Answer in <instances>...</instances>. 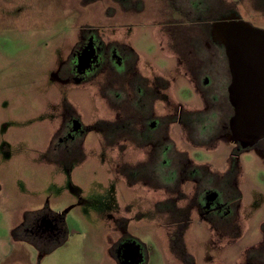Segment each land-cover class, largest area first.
I'll use <instances>...</instances> for the list:
<instances>
[{
    "label": "rangeland",
    "instance_id": "obj_1",
    "mask_svg": "<svg viewBox=\"0 0 264 264\" xmlns=\"http://www.w3.org/2000/svg\"><path fill=\"white\" fill-rule=\"evenodd\" d=\"M123 5L0 0V246L14 237V251L0 264H121V246L133 238L143 246V264H250L241 258L246 250L264 255V141L245 150L231 145L227 134L212 143L209 132L202 136L200 128L187 132L173 123L171 141L160 146L161 153L167 146L171 152L151 161L153 146L133 138L132 102L124 101L119 84L106 83L103 66L83 81L55 75L83 38L118 40L154 78V116L181 107L204 110L202 95L209 101L230 82L225 51L212 42L208 26L233 9L264 25V0H140L137 10L122 12L131 6ZM200 42L204 61L196 62V50L190 51ZM224 98L232 114L227 93ZM69 113L83 130L59 142L73 126ZM210 121L217 125L216 118ZM181 152L218 174L238 155L234 214L204 216L205 209L190 205L195 192L224 186L218 178L217 186L210 184V172L201 173L200 187L195 178L187 180ZM43 214L62 227L53 243L29 230Z\"/></svg>",
    "mask_w": 264,
    "mask_h": 264
},
{
    "label": "flooded vegetation",
    "instance_id": "obj_2",
    "mask_svg": "<svg viewBox=\"0 0 264 264\" xmlns=\"http://www.w3.org/2000/svg\"><path fill=\"white\" fill-rule=\"evenodd\" d=\"M120 5H123V1H127L130 3V7L123 8L125 10H137L136 4L140 2V0H115ZM122 1V2H121ZM166 2L174 1V0H165ZM178 1V0H175ZM124 6V5H123ZM125 7V6H124ZM181 16H185L184 12L182 13L181 9L177 10ZM262 12V11H261ZM173 11L172 14L173 15ZM219 20H228V21H245L250 23L252 26L264 29V25H259L256 21L254 23L250 22L249 20L245 19L236 9L230 10L225 14H221V16L215 20H213L210 25L208 26V31L213 38V43L222 48L225 51L224 46L220 42V40H216V34L214 35L213 32V23ZM205 26L202 25L200 28L201 32H204ZM176 30V28H175ZM199 30V31H200ZM201 35V34H200ZM200 39H202V36ZM191 42H182L179 44H190ZM178 44V43H174ZM186 46V45H185ZM193 50H196L194 55L193 61H204V55H201V51L204 50V45L202 42L193 44L191 47L190 53H193ZM219 54L218 51L213 54L211 58L216 60ZM226 54V53H225ZM227 57V56H226ZM212 59V60H213ZM179 60L183 62V58L180 56ZM228 60V59H227ZM66 65L62 64L59 67L58 73L55 75L60 80V75L65 76L62 77L64 80L75 79L78 81L87 80V78L96 70L103 66V71L105 74L106 83H116L121 86V91L124 96L125 100H130L132 102V117L135 118V121L129 122L131 128H133V124L136 123L137 125L133 128L135 131L134 135H136V140H144V143L150 144L153 146L152 152L150 154L151 161H156V158L160 157H168V151L171 152L170 146H167L163 153L160 152V146L164 143H168L171 141L170 138V126L173 123H178L183 126V129L187 132L192 131L194 128H200L202 136L208 133L206 139H209L212 143L217 141V139L223 138L226 134L228 141L231 145L236 146L240 143H234L230 140L231 136V127H230V120L234 114V108L230 103L229 100V92L228 88L231 82V73L229 69V64L227 68V74L229 76V84L227 86V91L220 92L216 94L217 91L212 93V98L208 101L203 96L204 101L206 102L207 106L204 110H193V109H184L181 107L178 112L175 114H166L163 116H154L153 115V106L154 102L158 99V95L155 90V81L151 74L144 73L142 69L138 66V59L130 52L126 51L124 47L121 45L120 41H103L99 40L95 36H89L88 38H83L82 41L78 42L72 49L69 58L66 60ZM112 67V69H111ZM116 74H112L113 68ZM65 70V71H64ZM63 71V72H62ZM208 82V76H207ZM222 91V90H221ZM227 93V100L229 105V110L233 112L232 114L227 113L226 109L223 107L225 106V95ZM208 96V95H207ZM117 97H121V94L118 92ZM209 97V96H208ZM222 99L223 102L219 103ZM167 100V98H166ZM148 108V114L144 115V119L141 118V113ZM202 111V112H201ZM73 113V112H70ZM69 113V114H70ZM68 114V115H69ZM75 114V113H74ZM67 116V115H66ZM201 116V118H200ZM69 121L73 123L71 130L67 133L66 136L58 138L59 142H63L64 139L67 140H74L76 135L79 134L83 127L76 119L75 115H69ZM207 117L208 124L204 120ZM66 118V117H65ZM217 119V125H213L210 119ZM142 119V120H141ZM215 127V128H214ZM60 131V130H59ZM229 132V133H227ZM201 136V138H202ZM189 139V138H188ZM190 140V139H189ZM264 141L260 140L256 145L251 148H247L245 150H249L252 148H256L259 146L260 142ZM241 145V144H240ZM213 146V145H212ZM64 150L66 152H70V148L66 147ZM262 152H264V148H259ZM179 153V152H178ZM183 155L185 163H183L184 169L183 172L187 174L185 178L188 180L191 178H195L194 180L197 181L198 186L200 187L201 184L204 183L205 180L203 177L205 172L209 173L208 176L211 177L210 184H214L216 178H218L219 182H222L223 188L217 186V181H215L217 188H212L206 190V192L201 194L200 190L195 192L191 201H189L190 205L195 204L201 209H205L203 212L204 216H220L219 219L227 218L228 216L234 214L232 213L233 203L236 200V197L233 196L235 192V187L233 186V176H234V166H235V159H238V155H231L233 163H230L227 169H225L224 173H219L217 171L206 170L205 166L201 164H196L190 160L188 153L181 152ZM159 160V159H158ZM207 167V166H206ZM202 173V174H201ZM199 175L196 179L195 175ZM188 176V177H187ZM202 189V188H201ZM203 195V196H202ZM186 198V197H184ZM186 200H189L186 198ZM42 217L36 218L32 227L29 229L31 233L36 236L39 241L42 243H53L56 240L61 232V225L59 224L58 219L55 216L49 214H43ZM212 216V217H213ZM210 218V217H209ZM211 219V218H210ZM21 240H27L25 238ZM28 241V240H27ZM257 251L251 249L248 253V250L245 251L243 254L246 259L247 263L256 264L255 261H258L260 264L264 261V255L260 256L257 255ZM135 253V254H134ZM121 255L123 256V260L121 264H143L146 260V254L143 250V246L136 240V239H129L128 242H125L121 246ZM259 259V260H258Z\"/></svg>",
    "mask_w": 264,
    "mask_h": 264
},
{
    "label": "water",
    "instance_id": "obj_3",
    "mask_svg": "<svg viewBox=\"0 0 264 264\" xmlns=\"http://www.w3.org/2000/svg\"><path fill=\"white\" fill-rule=\"evenodd\" d=\"M212 27L231 73L230 140L251 148L264 139V29L234 20L215 21Z\"/></svg>",
    "mask_w": 264,
    "mask_h": 264
},
{
    "label": "crops",
    "instance_id": "obj_4",
    "mask_svg": "<svg viewBox=\"0 0 264 264\" xmlns=\"http://www.w3.org/2000/svg\"><path fill=\"white\" fill-rule=\"evenodd\" d=\"M12 231H14V229ZM12 238L13 239H11V242H10L9 239H7V241L5 243L1 244L0 248H2L1 252H3V254H1V252H0V258L5 256V255L6 256L7 255H11L12 252L14 251V245H13L14 237H13V234H12ZM8 247H9V249H7Z\"/></svg>",
    "mask_w": 264,
    "mask_h": 264
}]
</instances>
